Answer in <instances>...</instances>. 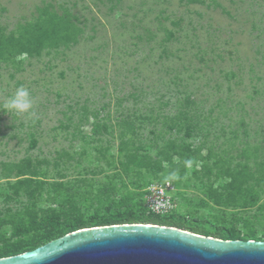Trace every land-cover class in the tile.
<instances>
[{"label":"rangeland","instance_id":"obj_1","mask_svg":"<svg viewBox=\"0 0 264 264\" xmlns=\"http://www.w3.org/2000/svg\"><path fill=\"white\" fill-rule=\"evenodd\" d=\"M44 6L70 11L82 30L75 42L0 61V232L11 236L28 210L63 208L91 225L117 209L138 212L149 181L169 179L180 190L174 215L264 240V0H0V32ZM20 87L35 115L5 109ZM128 138L153 159L170 138L210 156L181 177L168 162L158 173L125 170L118 146ZM220 157L232 168L246 161L256 176L232 200L229 178L203 167L215 172ZM24 162L35 174L17 176ZM19 178L32 186L15 193Z\"/></svg>","mask_w":264,"mask_h":264},{"label":"trees","instance_id":"obj_2","mask_svg":"<svg viewBox=\"0 0 264 264\" xmlns=\"http://www.w3.org/2000/svg\"><path fill=\"white\" fill-rule=\"evenodd\" d=\"M81 30L82 29L74 22L73 15L70 11L65 9L63 13H60L50 6H44L39 8L37 16L32 21L21 24L15 32H11L10 34L0 32V61L10 60L13 62L22 55H33L40 47L57 48L75 42ZM182 117L186 122H189L187 131L185 132V135L189 136L192 128V126H190L191 115L189 116V114L185 113L182 114ZM124 123L126 122H123V124ZM178 125V130H180L182 127L181 119L178 120L176 127ZM100 127V124L94 125L93 131L95 134L99 133ZM102 128L106 129L107 125L103 124ZM132 131H134V128H132ZM35 143V140H32L31 147H34ZM118 150L125 154V161L122 162V166L125 170L143 168L145 170H150L151 173H158L165 169L163 163L168 162L170 163L171 172L175 169L180 170V177L186 172V164L188 162L196 164L198 158L205 159L207 156H210V154L203 156L200 148L192 149L184 141L179 142L175 138H170L165 141L164 147L159 152V157L155 159L147 152H140V146L133 145L132 140L129 138L121 140ZM173 155L180 159L181 162L174 163L172 161ZM226 163L227 159H223V157L216 159L214 161V166L217 167L215 172L213 171V166H209L207 163H204L203 167L207 175H225L229 178V181H227L226 185H223V187L228 191L226 196L227 200H232L237 194V190L239 188H244L245 185L255 179L256 176L246 161L237 163L233 168L230 167V165H226ZM14 165L17 176L35 174V170L31 168L29 162ZM7 166L12 169L11 165ZM151 181L153 180L149 182ZM149 182H147L145 186ZM22 186L31 187V178L17 179L13 185L14 192L18 193ZM247 189L248 188H244L243 191ZM36 191L35 188L28 189V193L31 196H34ZM179 193L180 190L177 191V195H179ZM213 194L215 196V201L217 203L221 202L222 199L220 196H218L216 192ZM43 212L44 213L39 217L38 212L35 210H28V222H25L23 218L20 217L15 223V227L9 237L7 234L0 232V257L15 255L34 249L67 232L83 227L116 223H154L175 226L223 239L241 238L234 230L226 227L204 229L196 224L189 223L187 222V217L174 215L175 213L179 214L176 210L163 215L150 212L144 204L139 207L138 212L133 208H127L125 210L117 209L111 212L109 216L101 218L99 222L94 225L90 224L91 219H84L78 214L68 216L63 208H49L48 210H43ZM192 220L196 221V218L193 217ZM252 237L255 238V235H252Z\"/></svg>","mask_w":264,"mask_h":264},{"label":"water","instance_id":"obj_3","mask_svg":"<svg viewBox=\"0 0 264 264\" xmlns=\"http://www.w3.org/2000/svg\"><path fill=\"white\" fill-rule=\"evenodd\" d=\"M0 264H264V240L223 239L175 226L83 227Z\"/></svg>","mask_w":264,"mask_h":264},{"label":"built area","instance_id":"obj_4","mask_svg":"<svg viewBox=\"0 0 264 264\" xmlns=\"http://www.w3.org/2000/svg\"><path fill=\"white\" fill-rule=\"evenodd\" d=\"M177 187L169 179L152 181L145 188L144 202L150 212L167 214L177 209Z\"/></svg>","mask_w":264,"mask_h":264},{"label":"clouds","instance_id":"obj_5","mask_svg":"<svg viewBox=\"0 0 264 264\" xmlns=\"http://www.w3.org/2000/svg\"><path fill=\"white\" fill-rule=\"evenodd\" d=\"M5 109L13 111L15 113H30L35 115L34 112H30L33 109V101L29 91L20 87L16 92L7 100L4 105Z\"/></svg>","mask_w":264,"mask_h":264}]
</instances>
